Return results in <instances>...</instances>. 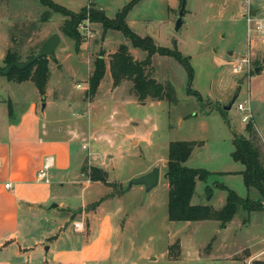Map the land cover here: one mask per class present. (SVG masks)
Wrapping results in <instances>:
<instances>
[{
  "label": "rangeland",
  "instance_id": "1",
  "mask_svg": "<svg viewBox=\"0 0 264 264\" xmlns=\"http://www.w3.org/2000/svg\"><path fill=\"white\" fill-rule=\"evenodd\" d=\"M51 1L74 14H81L80 9L84 8L76 27L80 37L78 48L73 49V41L64 36L60 28L68 16L40 4L38 0H0V67L4 65L1 53L6 48L14 53L15 62H21L33 55L47 36L58 34L59 43L52 53L56 60L48 58L50 68L45 98L52 102L45 114L49 124L74 127L71 119L76 118L82 135L76 138L73 147L89 141L91 149L99 153L94 161L105 163L111 174L125 178L140 170L146 173L153 167L157 168V183L147 191L143 188L141 200L155 204L156 218L161 215L163 223H145L141 232L152 233L151 239L147 240L142 239L140 233L130 239L127 227L124 245L129 241L131 250L124 263L247 264L248 250L262 255L249 264L264 263V210L247 212L238 206L224 230L218 228L215 220L168 221L167 183L163 178L167 143L171 140H195L199 143L193 147L184 165L203 168L209 171V175L204 181H195L191 204L220 207L225 191L219 184L232 189L240 197H257L253 188L247 189L242 183L239 172L243 165L230 157L233 149L231 139L248 137L245 126L249 122L255 131V143L264 158V44L255 31H251L247 38L243 17L245 0H183L177 30L174 29V21L181 0H138L128 10L125 21L135 34L151 37L157 47L175 49L187 61L190 71L173 55L154 52L149 56L147 72L158 82L171 85L173 102H138L127 81L111 90L106 72L90 100L92 96L84 86L87 87L92 61L98 53H103V60L107 61L110 52L124 44L133 57L141 60L146 56V51L132 47L120 31L107 29L103 32L99 23L89 19L90 12L99 8L106 17L112 18L129 0ZM247 2L249 5V0ZM250 2L251 9L258 6H254L257 4L254 0ZM259 3L263 4L262 1ZM259 13L254 17H263L260 22L264 23V12ZM5 41H8L7 47L4 46ZM245 53L249 56L246 71L234 73L235 60ZM255 67L257 71H254ZM36 90L32 80L16 82L0 74V99L4 100L0 107L6 108L9 100L13 117L36 97ZM59 96L83 103L77 110L68 109L67 104L64 106L57 101ZM39 97L43 102L44 96ZM87 102H90L88 111ZM238 102L244 104L245 111L236 109ZM230 103V108L223 109ZM247 113L250 114L248 120L242 121L241 117ZM0 118L3 124L4 119ZM53 133L62 135L61 132ZM85 150L80 152L85 153ZM81 172H78L79 178L87 179L88 176L80 175ZM130 178L125 181V186ZM205 186L210 188L209 199L206 198ZM57 188L56 184L51 185L52 192L55 193ZM68 193L71 194L70 191ZM28 230L30 234L36 232L30 227ZM176 239L180 247L178 257L173 259L167 251ZM208 244L212 248L206 253ZM161 247L167 250L166 253L158 254ZM227 254L234 256L226 259L224 256Z\"/></svg>",
  "mask_w": 264,
  "mask_h": 264
},
{
  "label": "crops",
  "instance_id": "2",
  "mask_svg": "<svg viewBox=\"0 0 264 264\" xmlns=\"http://www.w3.org/2000/svg\"><path fill=\"white\" fill-rule=\"evenodd\" d=\"M254 2H257L254 6H258L251 9L252 15L257 12L262 14L264 0ZM254 18L263 20L261 16ZM7 45L8 41H5L4 46ZM79 49L82 50V44ZM4 55L5 52L1 53L2 64ZM52 59L56 60L55 56ZM107 67L104 73L110 78ZM49 68L48 62V71ZM47 81L48 77L46 84ZM125 81L112 86L110 78V89H117ZM46 84L44 98L47 96ZM58 100L64 106L67 104L66 108L75 110L83 103L63 96H59ZM40 101L37 92L36 97L13 117L9 100L6 101V108L0 107V117L4 119L3 124L0 122V264H125L131 250L129 241L124 245L127 227L130 239L140 233L139 236L147 240L151 239L152 233L141 232L145 223H163L161 215L156 218L155 204L141 200L142 185H124L128 178L139 176L144 171L126 175L125 178L108 172L105 163L94 161L99 153L91 149L89 141L73 147V142L82 135L76 118L71 119L74 127L49 124L45 110L52 101L48 98ZM0 105H4L3 99H0ZM84 143L87 145L82 148ZM84 149L85 153H81ZM48 156L52 157V166L47 170L48 182L39 181L36 172ZM85 166H97L104 170L106 181L114 183L120 192L112 193V187L100 181L80 179L78 172ZM4 183H8V187H4ZM53 183L58 187L55 193L51 189ZM78 222H81V228H74L73 223ZM226 226L218 228L224 230ZM28 227L36 232L30 234ZM211 248L210 244L206 253ZM166 251L161 247L158 254ZM145 252L149 253L148 250ZM233 256L227 254L224 258ZM261 256L259 252L248 250L245 261L249 264ZM128 264L133 263L130 261Z\"/></svg>",
  "mask_w": 264,
  "mask_h": 264
},
{
  "label": "trees",
  "instance_id": "3",
  "mask_svg": "<svg viewBox=\"0 0 264 264\" xmlns=\"http://www.w3.org/2000/svg\"><path fill=\"white\" fill-rule=\"evenodd\" d=\"M38 1L42 5L68 16L67 20L62 21L60 28L63 35L73 41V49H77L80 44V37L76 27L79 19L83 16L84 8L81 7V14H74L51 0ZM137 1L129 0L114 13L112 18L106 17L100 8L90 12V21L99 23L103 32L107 29L118 30L127 38L132 47L142 49L147 53L143 59L137 60L133 58L124 44H119L109 54L107 61L103 60V53H98V56L92 61V69L87 77V93L89 96L94 94L107 64L112 86L118 85L122 80L128 81L129 90L138 102L146 100L173 102L171 85L158 82L147 72V68L150 66L149 56L154 52L173 55L190 71L187 61L175 49L157 47L153 44L151 37L139 36L128 27L125 21L126 14ZM48 58H52V55L39 57L22 69L11 67L4 76L7 80L16 82L32 80L38 94L43 96L48 77ZM10 62H15V55L6 49L3 57L4 65L0 67V70ZM245 130L249 134L248 137H233L231 139L233 149L230 152V157L233 161L243 165V169L239 172L242 183L247 189L253 188L257 192V197L254 199L248 196L240 197L232 189L219 184L218 186L225 191L224 202L220 207L213 208L207 204H191L190 198L193 194L195 181H204L209 175V171L184 165V161L188 158L191 150L199 142L195 140H171L167 143L165 171L163 173V178L167 183L166 215L169 221L215 220L218 222L219 228H223L232 219L238 206L247 212L264 210V158L255 143V131L249 122L246 123ZM82 172L88 176L90 181H100L112 187V193L120 192L119 189H115L114 183L106 181V172L101 168L85 166L82 168ZM204 191L206 198L209 199L210 188L205 186ZM244 221L245 219L242 223ZM178 249V239H176L168 247V256L173 259L177 258Z\"/></svg>",
  "mask_w": 264,
  "mask_h": 264
},
{
  "label": "water",
  "instance_id": "4",
  "mask_svg": "<svg viewBox=\"0 0 264 264\" xmlns=\"http://www.w3.org/2000/svg\"><path fill=\"white\" fill-rule=\"evenodd\" d=\"M182 9H183V0H181L179 9L177 11L175 21H174V29L177 30L178 26L180 25L181 21V15H182ZM251 14H253V10L251 11ZM59 43V36L56 33H52L49 36H47L40 44L38 50L31 56H28L21 62H10L8 63L3 69L0 70L1 74H6L11 67H16L18 69L24 68L27 64L31 63L32 61L38 59L42 56H50L53 53V50ZM257 67L254 68V71H257ZM240 82V80H238ZM230 104H227L223 107V109L230 108ZM158 180V170L156 167L151 168L146 173H143L139 176H135L130 178L127 181L126 187H130L131 185H142L144 190H149L153 186L156 185ZM52 206H55V204H52Z\"/></svg>",
  "mask_w": 264,
  "mask_h": 264
},
{
  "label": "built area",
  "instance_id": "5",
  "mask_svg": "<svg viewBox=\"0 0 264 264\" xmlns=\"http://www.w3.org/2000/svg\"><path fill=\"white\" fill-rule=\"evenodd\" d=\"M248 0H245V11L243 14L244 17V24H245V29H246V34H247V38L248 35L251 31H255L260 39L261 44H264V24L261 23L259 20H256L254 18V16L251 14V8L248 5ZM248 42V40H247ZM250 44V42H249ZM248 44V46H249ZM249 63V56L248 53H245L244 55H242L240 58H237L235 60V63L233 65V72L234 73H244L247 69ZM78 86V85H77ZM87 90V87H86ZM236 109L243 112L246 110V108L244 107V104L241 102L236 103ZM250 114H244L241 117L242 121H247L249 118ZM82 148H85V145L81 146ZM52 166V157L48 156L45 158V160L43 161V164L41 166L40 169L37 170L36 172V179L39 181H44V182H48V177H47V170ZM85 173L81 172L80 175H84ZM86 181L88 180L85 179ZM8 183H4V187H8ZM81 222L78 223H73V227L74 228H81Z\"/></svg>",
  "mask_w": 264,
  "mask_h": 264
}]
</instances>
